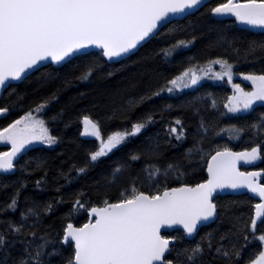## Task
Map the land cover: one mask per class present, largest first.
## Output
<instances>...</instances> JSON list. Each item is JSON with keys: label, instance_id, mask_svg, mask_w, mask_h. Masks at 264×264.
Here are the masks:
<instances>
[{"label": "snow or ice", "instance_id": "snow-or-ice-1", "mask_svg": "<svg viewBox=\"0 0 264 264\" xmlns=\"http://www.w3.org/2000/svg\"><path fill=\"white\" fill-rule=\"evenodd\" d=\"M205 3L206 0H0V92L10 88L13 81L26 80L39 72L45 62L66 65L83 59L84 66L77 78L90 79L102 72L105 64L129 60L139 47L157 37L174 18L190 16ZM210 12L217 18L234 17L239 24L264 31V0H223L211 7ZM196 39L193 34L191 39L176 40L160 48L156 55L165 60L172 59L174 54L193 45ZM218 40L232 47L237 55L242 52L245 59L264 57V40H250L242 48L226 34L219 35ZM194 60L195 57H189L188 66L182 71L171 79L165 78L155 89L150 88L144 95L131 99L128 109L121 108L120 111L127 112L162 93L179 94L197 85L210 73L221 80L227 77L228 83H232L234 65L228 59L218 56L208 60L206 65L193 63ZM214 64H219L221 71H215ZM106 75L111 76L112 72ZM239 75L251 82V90L232 83L235 91L224 104L227 112L245 115L255 111L257 106L264 107V71ZM55 99V95L46 98L35 109H29L6 127H0V142L11 145L7 151H0V176L29 172V161L21 164L20 160L35 142L48 146L57 143L58 137L50 133L44 118L47 107ZM212 106H216L215 99ZM8 112V107L0 106V114ZM196 112L198 115L199 110ZM59 115L50 119L56 120ZM156 116V112L145 113L131 124L130 129L113 131L105 139L100 123L84 115L82 135L96 137L100 146L89 153L90 159L83 166L74 165L75 171L86 174L101 157L154 123ZM160 118L163 119L162 113ZM214 127L201 119L196 133L199 139L185 156L189 162L197 156L206 162L207 179L195 184L183 180L185 165L180 161L162 164L160 145L150 144L147 151L151 155L142 171L155 190H141L133 182L130 190L125 188L114 200L105 198L89 207L87 211L91 218L86 223L80 226L67 223L63 234L58 235V241L51 232L41 230L43 215L53 209L51 203L41 206L40 202L33 201L31 206L26 204L20 209L18 221L7 215L20 208L21 191L27 186V178L11 182L14 192L6 202L0 203V264H8L10 249L17 243L23 248L18 257L12 258L11 264H51L53 255L63 256L61 249L54 246L57 242L71 249L64 264H204V258L209 254L213 264L215 261L241 264L242 260L244 264H264V232L257 235L258 223L264 224V183L258 182L264 175V168L242 172L238 167L240 161L249 164L264 160V145L257 143L239 152L217 146L214 154L206 152L203 144L210 128ZM246 131L264 136V113L255 122L221 128L217 135L227 132L238 139ZM168 135L177 141L187 138L185 125L179 117L168 124ZM142 155L134 154L130 159L138 161ZM128 167V161L117 164L112 172L113 182ZM37 168L44 169V176L35 182L40 187L46 182V161L38 159ZM59 175L68 183L73 179L63 170ZM172 183L177 186H171ZM8 186L0 180V187ZM61 187L57 186L56 191L59 192ZM241 188H247L259 197L250 224L241 225L240 217H234L237 224L221 234L218 240L210 232L195 245L183 247H178L183 237L161 234L162 228L180 225L187 237L198 235L202 226L220 217L217 197L226 194V189ZM82 196L83 193L76 195L73 211L84 208ZM59 199L63 202L64 198ZM237 232L243 233V243L239 246L232 239L239 238ZM254 241L260 243V248L244 260L245 248Z\"/></svg>", "mask_w": 264, "mask_h": 264}, {"label": "trees", "instance_id": "trees-1", "mask_svg": "<svg viewBox=\"0 0 264 264\" xmlns=\"http://www.w3.org/2000/svg\"><path fill=\"white\" fill-rule=\"evenodd\" d=\"M216 4L211 2L192 15L166 25L157 37L139 48L129 60L121 61L119 64H105L103 71L97 72L90 79L77 78L81 75L84 66L83 59H80L73 61L72 64L42 67L39 72H34L28 79L12 85L3 92L0 106L8 107L9 112L0 118V127H6L29 109H35L41 101L55 95L56 99L47 107L44 118L50 133L58 137L53 147H32L20 160L21 164L29 161V172H16L0 177L3 183L9 184L7 188L0 187V203L6 202L14 192L11 182L27 178V186L21 191L20 208L15 213H8L9 217L18 221L20 209L26 204L31 206L33 201L40 202L41 206L44 203H51L53 209L43 215L41 230L51 232L58 241V235L63 234L67 223L71 222L76 226L86 223L89 207L101 203L105 198L114 200L125 188L130 190L133 182L141 190H155L151 188V181L147 180L142 171L151 155L147 151L150 144L160 145L159 159L162 164L180 161L185 165L186 173L182 177L183 180L193 184L205 180L206 162L198 156L191 162L185 159L187 150L193 146L195 140L199 139L196 133L201 119L215 125L214 128H210L204 141L206 152L214 154L217 146L243 151L257 143L264 145V136H256L248 131L238 139L227 132L217 135L221 128H227L231 124L241 126L246 122H255L264 113V107L260 106L245 115L228 113L224 104L227 103V97L232 95L233 90L232 83H228L227 77L222 80L213 77L212 81L204 77L197 85L184 89L179 94L162 93L159 97L154 96L145 100L127 112L120 111L121 108L128 109L131 99L144 95L150 88L155 89L164 83L165 78L171 79L182 71L188 66L189 57H195L193 63L199 62L200 65H206L208 60L218 56L228 59L234 65L233 83H239L236 78L240 77L239 73L264 71V57L245 59L242 52L237 55L232 47L218 40L219 35L226 34L229 40H233L237 47L242 48L250 40H264V33L240 28L231 18H215L210 8ZM193 34L197 37L193 45L180 54H174V58L165 60L163 56L156 55L160 48L179 39H191ZM109 71L112 72L111 76L106 75ZM213 99L216 100L215 107L212 106ZM169 104L173 106L170 109L165 107ZM148 112L157 113L154 123L101 157L90 166L86 174H78L75 171L73 166H83L90 159L89 153L100 146L96 137L82 135L84 115L100 123L102 134L106 139L113 131L130 129L133 122ZM57 113L60 114L58 118L51 120L50 118ZM161 113L163 119L160 118ZM221 113L226 115L222 116ZM175 117H179L186 128L187 138L182 141H177L168 135V124L174 123ZM4 150L5 148L0 147V151ZM140 153H143L140 160L131 161L132 155ZM38 159L47 163L46 182L40 187H37L35 182L44 176V169L37 168ZM124 161L129 162V167L113 182V169ZM262 168H264V160L248 164L249 170ZM70 169L72 171L69 172ZM61 170L73 177L70 183L59 175ZM57 186H62L59 192L56 191ZM171 186L177 185L172 183ZM78 193H83L82 201L85 206L73 211V200ZM61 196L64 198L63 202H60ZM217 202L220 217L210 226L201 229L193 240H185L178 231L163 235L183 237L178 244V247H183L195 245L201 237L210 232L218 240L221 234L232 228L233 224H237L234 217H240L241 225L250 224L255 204L252 199L247 196H226L217 198ZM261 232H264V224L258 223L257 235ZM237 237L239 238L232 239L239 246L243 243V233L237 232ZM54 246L61 249L63 256L53 255L50 258L51 264H64V258L71 253V249L59 242ZM22 248L23 245L17 243L10 249L8 264H11L13 257L21 254ZM259 248L258 241L249 244L244 250V260ZM204 264H213L210 254L205 256ZM214 264H223V262L215 261ZM241 264H244L243 260Z\"/></svg>", "mask_w": 264, "mask_h": 264}, {"label": "water", "instance_id": "water-1", "mask_svg": "<svg viewBox=\"0 0 264 264\" xmlns=\"http://www.w3.org/2000/svg\"><path fill=\"white\" fill-rule=\"evenodd\" d=\"M213 0H206V3H205V5H207L208 3H210V2H212ZM204 5V6H205ZM203 6V7H204ZM202 8V7H201ZM200 8V9H201ZM195 12H197V11H195ZM194 12V13H195ZM185 17H187V16H177L176 18H174L173 20H172V22L173 21H179V20H182V19H184ZM228 17H230V16H228ZM231 18H234V17H231ZM235 19V18H234ZM238 24H239V22H238ZM168 25V24H167ZM239 27H241V28H243V29H246V30H250V31H256V32H264V31H262L260 28H253L252 26H249V25H244V24H239ZM146 44V43H145ZM145 44H143V46L145 45ZM139 48H141V47H139ZM138 48V49H139ZM95 51H98V50H95ZM48 65H57V64H55L54 62H45V66H48ZM22 81H13L12 82V85H14V84H19V83H21ZM4 92V91H3ZM3 92H0V99H1V96H2V94H3ZM1 115V114H0ZM0 144H2L3 145V147H9V149H10V147H11V145L10 144H8V145H5L3 142H0ZM40 143L39 142H35L34 144H33V146H36V145H39ZM236 152H239V151H236ZM238 167L240 168V171H242V172H248V171H245L246 170V168H247V164L244 162V161H240L239 162V164H238ZM249 171H256V170H249ZM10 175V174H9ZM3 176H7V175H3ZM263 176V175H262ZM262 176L260 177V178H258V182L259 183H263V179H262ZM0 177H2V176H0ZM205 178L207 179V165H206V168H205ZM225 193L226 194H221V195H219L217 198H223V197H226V196H247L248 198H250V199H252L253 201H255L256 203H258L259 202V197L255 194V193H252L250 190H248L247 188H241V189H238V190H232V189H226L225 190ZM255 203V204H256ZM254 212H255V209H254ZM91 217H90V214H89V212H88V220L90 219ZM217 219H215L213 222H209V223H207L205 226H202L201 228H200V230L201 229H203V228H205V227H208V226H210L211 224H213L215 221H216ZM175 231H179V232H181L182 234H183V236H184V238L186 239V240H188V241H190V240H193L195 237H196V235L194 236V237H191V238H189V237H187L186 236V234L184 233V231H183V228H182V226H180V225H173V226H171V228H162L161 229V234L163 235V234H166V233H171V232H175ZM166 256H167V254H166Z\"/></svg>", "mask_w": 264, "mask_h": 264}, {"label": "rangeland", "instance_id": "rangeland-1", "mask_svg": "<svg viewBox=\"0 0 264 264\" xmlns=\"http://www.w3.org/2000/svg\"><path fill=\"white\" fill-rule=\"evenodd\" d=\"M213 15V14H212ZM214 16V15H213ZM215 17V16H214ZM215 18H217V17H215ZM213 69L215 70V71H217V72H219V71H221V67H220V65L219 64H214L213 66ZM212 74L210 73L209 74V76H206L207 77V79H211V81L213 80L212 79ZM204 78V77H203ZM237 78V80H238V82H239V84H241V86L242 87H244L245 88V90H251V82L250 81H246V80H244V77H236ZM233 80H234V77H233ZM232 83H233V81H232ZM244 85V86H243ZM194 87V86H193ZM231 88H232V90H233V92L235 91L234 89H233V87H232V85H231ZM233 92H232V94H233ZM237 115H241V114H237ZM42 146H44V147H53V145H51V146H48V145H43V144H41ZM0 146H3L2 144H0ZM7 148H9V147H7Z\"/></svg>", "mask_w": 264, "mask_h": 264}, {"label": "flooded vegetation", "instance_id": "flooded-vegetation-1", "mask_svg": "<svg viewBox=\"0 0 264 264\" xmlns=\"http://www.w3.org/2000/svg\"><path fill=\"white\" fill-rule=\"evenodd\" d=\"M212 2H216V3H220V2H223V0H214ZM213 78V76H211Z\"/></svg>", "mask_w": 264, "mask_h": 264}]
</instances>
